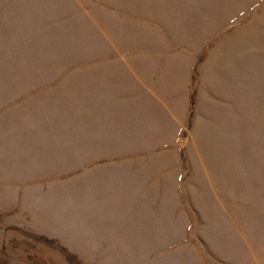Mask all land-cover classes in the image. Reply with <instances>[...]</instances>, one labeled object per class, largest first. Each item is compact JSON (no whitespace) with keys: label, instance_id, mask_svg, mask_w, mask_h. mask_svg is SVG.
Listing matches in <instances>:
<instances>
[{"label":"rangeland","instance_id":"374dc122","mask_svg":"<svg viewBox=\"0 0 264 264\" xmlns=\"http://www.w3.org/2000/svg\"><path fill=\"white\" fill-rule=\"evenodd\" d=\"M0 264H264V0H0Z\"/></svg>","mask_w":264,"mask_h":264}]
</instances>
